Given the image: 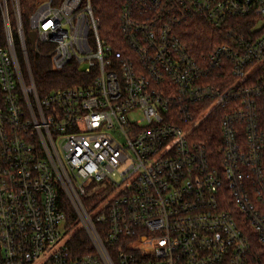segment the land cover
I'll return each mask as SVG.
<instances>
[{"label":"built area","instance_id":"obj_1","mask_svg":"<svg viewBox=\"0 0 264 264\" xmlns=\"http://www.w3.org/2000/svg\"><path fill=\"white\" fill-rule=\"evenodd\" d=\"M197 17L227 28L206 52L182 38ZM0 19V264H264V0H122L115 42L91 0H42L34 50L83 75L43 97L20 0ZM104 182L109 200L87 193Z\"/></svg>","mask_w":264,"mask_h":264},{"label":"trees","instance_id":"obj_2","mask_svg":"<svg viewBox=\"0 0 264 264\" xmlns=\"http://www.w3.org/2000/svg\"><path fill=\"white\" fill-rule=\"evenodd\" d=\"M42 0H20V7L22 13V25L23 31L26 37V43L28 46V62L30 71L40 97H43L48 92L61 89L78 86L81 78L80 74L75 66H67L63 71L56 72L52 67V60L50 57L51 48L48 46H40L38 51L32 50L28 35L31 30L30 16L33 15L37 8V4ZM94 16L99 22V35L102 39L109 42H115L119 39L118 33V21L120 10L122 6V0H91ZM233 23H241V20H234ZM13 32L15 33V45L17 51L20 53L21 41L19 39L16 22H11ZM226 27L213 28L210 24L203 19L197 17L195 20H189L182 27L183 41L187 44L192 52L203 51L206 52L213 48V46L219 44L225 34ZM243 30L248 28L243 27ZM6 45V34L4 23L0 19V47ZM21 62L24 64V60L21 58ZM0 104H1V92H0ZM218 117L221 118V113L218 112ZM212 122L203 123L197 130V136L200 141L208 142L213 136L219 134L218 127ZM96 198L85 201V206L91 205ZM67 212V231L69 227L77 225V217L75 211L70 205L66 206ZM71 230V229H70ZM75 234L70 237L68 242L69 248L74 256H82L89 253L92 250L91 241L88 234L83 229H78Z\"/></svg>","mask_w":264,"mask_h":264},{"label":"rangeland","instance_id":"obj_3","mask_svg":"<svg viewBox=\"0 0 264 264\" xmlns=\"http://www.w3.org/2000/svg\"><path fill=\"white\" fill-rule=\"evenodd\" d=\"M35 13V12H34ZM33 13V14H34ZM31 18H32V15L30 16V24H31ZM15 22V21H13ZM259 25H261V23H259ZM86 190H87V193H90V194H95V195H100L101 197H103V199H110L112 197V194H111V187L107 184V183H90L89 185H87L86 187ZM69 231L68 233L70 234V237L75 234L77 231H79L78 229H81V226H79L78 224L77 225H73V227H69Z\"/></svg>","mask_w":264,"mask_h":264},{"label":"water","instance_id":"obj_4","mask_svg":"<svg viewBox=\"0 0 264 264\" xmlns=\"http://www.w3.org/2000/svg\"><path fill=\"white\" fill-rule=\"evenodd\" d=\"M36 37H37V33L35 31H33V32H31L29 34V39H30V43H31L32 50L35 49Z\"/></svg>","mask_w":264,"mask_h":264}]
</instances>
